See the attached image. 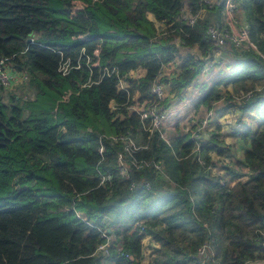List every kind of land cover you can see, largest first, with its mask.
<instances>
[{"label":"trees","instance_id":"obj_1","mask_svg":"<svg viewBox=\"0 0 264 264\" xmlns=\"http://www.w3.org/2000/svg\"><path fill=\"white\" fill-rule=\"evenodd\" d=\"M182 1L0 0V59L29 76L31 91L6 102L0 93V264H99L102 232L114 237L113 264H201L204 242L214 250L208 264L264 260V59L230 47L237 64L228 84L238 96L252 93L238 104L249 137L243 162L218 133L198 149L186 138L166 143L136 113L153 105L150 86L173 59L170 38L153 39L176 25ZM237 2L238 21L263 52L264 0ZM221 17L220 7L202 10L183 27L184 43L208 55L206 28ZM202 67L185 58L174 93ZM222 98L231 97L214 83L199 104ZM127 135L134 159L159 170L130 165L120 174L117 154L128 153L109 137Z\"/></svg>","mask_w":264,"mask_h":264},{"label":"built area","instance_id":"obj_2","mask_svg":"<svg viewBox=\"0 0 264 264\" xmlns=\"http://www.w3.org/2000/svg\"><path fill=\"white\" fill-rule=\"evenodd\" d=\"M193 2L195 5H192ZM219 7L222 11L221 21L211 22L206 28V34L213 43L212 50L222 49L230 46L237 52L253 50L264 59V51L259 52L257 50L255 43L250 38L248 29L242 25L236 17V10L238 8L237 0H183L174 18V23H176V25L174 27H171L170 25L163 27L158 35L153 39L170 38L169 43L174 47L173 59L160 67L155 79L150 86V92L154 96V103L144 111L135 110L138 114L142 129L148 132L149 135L154 132H158L159 137L167 142L164 135L159 131L161 114L163 111V101L167 99L168 93L172 91V81L180 74L181 66L185 58L191 55L194 59H203V57H201L199 54V48L197 44L187 46L184 43V37L187 35L185 34L183 27L194 26L202 10L211 12ZM208 56L206 55V57ZM10 60V58L0 59L1 94L8 88L16 86L20 83H27L29 80V76L26 73L17 71L12 67ZM57 71L61 73V75H65L67 73V65H65V63H60ZM103 74L109 77L112 74L117 75V72L114 68H104ZM262 89L264 90V87ZM255 90H261V88L258 87ZM251 94V92L239 94V96L235 99L239 103L240 99L248 98L251 96ZM109 138L113 141L121 140L125 143V150L128 153V160L123 159L121 153L117 154V164L119 172L122 176H127L130 165L135 167L152 166L156 170L160 169L159 165L156 163L137 161L134 159L132 152L137 150V147L128 135L123 137ZM195 149H198V146H196ZM199 163L202 164V161L199 160ZM133 188H135V184L131 183L130 189L132 190ZM76 216L79 218V215ZM101 235L106 241L97 248V252L101 253L102 255H107L106 250L109 245H112L113 237L109 236L105 232H102ZM262 238L263 242L261 244L264 245V234H262ZM211 251L212 247L210 242H204L198 247L196 251V257L199 259L198 261L201 262V264L207 262L210 258ZM212 257L209 261L212 260Z\"/></svg>","mask_w":264,"mask_h":264},{"label":"crops","instance_id":"obj_3","mask_svg":"<svg viewBox=\"0 0 264 264\" xmlns=\"http://www.w3.org/2000/svg\"><path fill=\"white\" fill-rule=\"evenodd\" d=\"M233 51L230 46L213 49L208 57H203L199 74L179 94L173 90L168 93L167 99L163 101L159 126L166 141L186 138L200 145L198 137L205 138L206 134L218 133L227 153L237 161H244V152L249 149V137L244 134L247 124L239 121L238 102L232 100L233 87L228 84L237 64ZM199 54L201 56L200 51ZM214 83H219L221 93H228L231 98H222L210 107L199 104V100ZM210 157L212 161L218 158L216 153H211ZM95 255L99 264H113L107 255Z\"/></svg>","mask_w":264,"mask_h":264},{"label":"rangeland","instance_id":"obj_4","mask_svg":"<svg viewBox=\"0 0 264 264\" xmlns=\"http://www.w3.org/2000/svg\"><path fill=\"white\" fill-rule=\"evenodd\" d=\"M260 86H262V85H255V87H260ZM232 90H233L232 91V93H233L232 96H234V98L232 97V100H234L236 97H238V94H237V90H234V89H232ZM2 94H3V99L6 102L8 100V96L10 94H16L19 97L28 99L31 96V91L28 88L27 83H20V84H18L16 86H12V87L8 88L6 91H3ZM239 117H241V113H240V116ZM205 136H207L209 138V135L206 134ZM198 139L200 141L199 142L200 145H202L205 142V140H206L204 137H202V138L201 137H198ZM166 143H169V142L167 141ZM200 145H195V147L196 146L199 147ZM213 254H214V250L212 248V251H211V255H210L209 260L211 259V257L213 256ZM208 261H207V264H208ZM210 262H212V261H210Z\"/></svg>","mask_w":264,"mask_h":264},{"label":"water","instance_id":"obj_5","mask_svg":"<svg viewBox=\"0 0 264 264\" xmlns=\"http://www.w3.org/2000/svg\"><path fill=\"white\" fill-rule=\"evenodd\" d=\"M31 39L27 38L26 39V43H30ZM205 139L207 140L208 137L206 136ZM247 264H264V260H260V261H252V262H248Z\"/></svg>","mask_w":264,"mask_h":264}]
</instances>
